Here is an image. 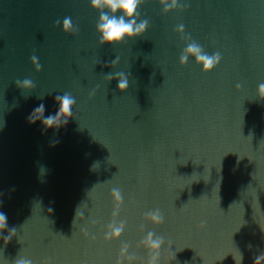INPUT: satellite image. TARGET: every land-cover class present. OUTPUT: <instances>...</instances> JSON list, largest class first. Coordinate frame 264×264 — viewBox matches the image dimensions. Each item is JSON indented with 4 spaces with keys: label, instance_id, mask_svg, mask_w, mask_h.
Here are the masks:
<instances>
[{
    "label": "water",
    "instance_id": "water-1",
    "mask_svg": "<svg viewBox=\"0 0 264 264\" xmlns=\"http://www.w3.org/2000/svg\"><path fill=\"white\" fill-rule=\"evenodd\" d=\"M187 3L165 14L159 0H146L148 31L100 46L88 0H0V210L17 229L7 246L0 241V264H113L121 242L146 258L139 225L154 208L165 223L145 231L171 241L161 264H235L240 251L253 264L264 253V100L256 94L264 0ZM66 16L71 34L56 24ZM184 37L219 51L220 65L207 74L191 59L181 66ZM116 56L119 64L106 67ZM120 71L130 73L124 92L105 77ZM25 77L34 89L16 87ZM64 91L77 101L66 127L42 134L39 122L27 123L41 102L46 115L54 112L52 97ZM113 187L123 193L128 227L106 244ZM88 219L98 221L89 228L95 242L80 232Z\"/></svg>",
    "mask_w": 264,
    "mask_h": 264
},
{
    "label": "clouds",
    "instance_id": "clouds-1",
    "mask_svg": "<svg viewBox=\"0 0 264 264\" xmlns=\"http://www.w3.org/2000/svg\"><path fill=\"white\" fill-rule=\"evenodd\" d=\"M89 6L98 12V17L95 23V31L98 37L97 43L100 46L103 45H121L128 40L135 39L144 35L150 26L147 18H142L140 9L142 5L146 3V0H88ZM163 13H169L177 10H184L188 7L187 0H159ZM56 24L60 27L61 31L66 34H71L77 29L75 28L71 17H64L62 21L57 20ZM174 31L183 36L185 26L178 24L175 26ZM187 41L182 48L178 63L181 66L186 65L191 59L200 67L202 73H210L216 69L222 60V55L219 51L209 53L197 42L190 40L188 37H184ZM31 62L35 66L37 71H40L42 66L39 63V58L36 55L30 57ZM120 57L116 56L110 63L105 65L106 67H114L119 64ZM130 73L123 71L108 73L105 77L108 81L115 79L117 81L116 89L120 92H124L129 86ZM15 84L17 88L23 91H28L36 87L35 82L25 77L23 79H16ZM236 88H242L240 83L236 84ZM94 91L90 95H94ZM256 94L264 100V82H260L256 86ZM55 105V111L46 113V107L43 102L34 107L27 115L26 121L30 125H35L39 122L41 133L48 132L49 129L53 130V134L59 132L61 128L67 126L71 119L75 116V107L77 104L75 96L70 92L64 91L62 94H56L52 97ZM59 143V140L52 142V146ZM109 196L112 199L113 210L111 213V220L103 225L101 228L102 240L107 244L112 241H118L125 233L128 227V221L120 218V211L124 205V196L120 188L113 187L109 191ZM0 208H2V202H0ZM75 219H84L83 212H77ZM141 219L145 223L139 225V230L143 233L141 239L137 242L138 247L145 249L146 258L138 257L134 252L130 251L132 245L129 242H121L118 252L116 254L113 264H161V249L164 248L167 243L168 248H171V241L165 240L163 235L158 234L155 231H145L146 223H150L153 226H160L165 223V215L160 208L150 209L142 214ZM98 221L94 219H88V227H81L80 232L82 236L95 242L97 236L90 233L89 228L95 227ZM17 229L15 227H9L7 213L0 210V241L7 246L16 236ZM174 257V254H173ZM173 257H170L173 258ZM235 264H243L244 255L240 251L238 257H234ZM14 264H34L33 260L28 257H19L14 261ZM45 264H51V261H46ZM253 264H264V253H261L254 257Z\"/></svg>",
    "mask_w": 264,
    "mask_h": 264
}]
</instances>
